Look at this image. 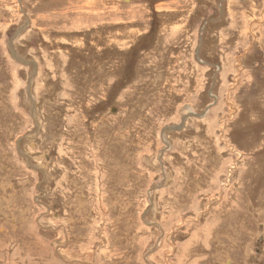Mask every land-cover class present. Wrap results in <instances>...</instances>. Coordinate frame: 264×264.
<instances>
[{
  "label": "rangeland",
  "instance_id": "obj_1",
  "mask_svg": "<svg viewBox=\"0 0 264 264\" xmlns=\"http://www.w3.org/2000/svg\"><path fill=\"white\" fill-rule=\"evenodd\" d=\"M0 264H264V0H0Z\"/></svg>",
  "mask_w": 264,
  "mask_h": 264
},
{
  "label": "crops",
  "instance_id": "obj_2",
  "mask_svg": "<svg viewBox=\"0 0 264 264\" xmlns=\"http://www.w3.org/2000/svg\"><path fill=\"white\" fill-rule=\"evenodd\" d=\"M28 258V257H27Z\"/></svg>",
  "mask_w": 264,
  "mask_h": 264
}]
</instances>
